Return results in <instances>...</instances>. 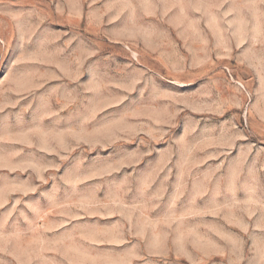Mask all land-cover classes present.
<instances>
[{
  "label": "rangeland",
  "instance_id": "obj_1",
  "mask_svg": "<svg viewBox=\"0 0 264 264\" xmlns=\"http://www.w3.org/2000/svg\"><path fill=\"white\" fill-rule=\"evenodd\" d=\"M0 264H264V0H0Z\"/></svg>",
  "mask_w": 264,
  "mask_h": 264
}]
</instances>
